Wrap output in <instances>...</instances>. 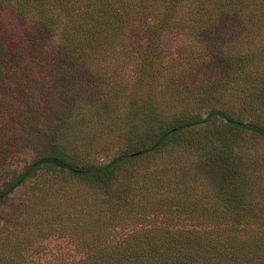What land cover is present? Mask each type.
<instances>
[{"label": "trees", "instance_id": "16d2710c", "mask_svg": "<svg viewBox=\"0 0 264 264\" xmlns=\"http://www.w3.org/2000/svg\"><path fill=\"white\" fill-rule=\"evenodd\" d=\"M23 150L0 264H264V0H0V171Z\"/></svg>", "mask_w": 264, "mask_h": 264}, {"label": "rangeland", "instance_id": "374dc122", "mask_svg": "<svg viewBox=\"0 0 264 264\" xmlns=\"http://www.w3.org/2000/svg\"><path fill=\"white\" fill-rule=\"evenodd\" d=\"M161 38L163 57L165 60H167L174 54L175 43L170 37L166 35H162ZM116 137L117 136H109L107 139H105L106 143L104 148L95 154V163H105L122 150V146H120L121 140ZM32 159L33 152L29 150H23L15 156L9 157L4 165V168L0 171V184L7 175L14 171L19 172ZM30 192L31 184L28 181L17 186L15 190L9 195L6 203L0 205V234L6 231V229H11L10 223L12 219L21 220V213L16 210V207H18L20 202L23 201V199L29 195ZM37 249L38 251L30 254L23 264H45L48 262L47 259L51 256V254L57 252V250H62L65 252L68 251L70 254L74 252L72 244L59 237H49L40 241Z\"/></svg>", "mask_w": 264, "mask_h": 264}]
</instances>
